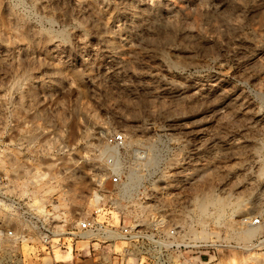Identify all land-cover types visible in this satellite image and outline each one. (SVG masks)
Returning a JSON list of instances; mask_svg holds the SVG:
<instances>
[{"label": "rangeland", "instance_id": "obj_1", "mask_svg": "<svg viewBox=\"0 0 264 264\" xmlns=\"http://www.w3.org/2000/svg\"><path fill=\"white\" fill-rule=\"evenodd\" d=\"M115 132L128 146L118 187L102 173ZM0 133V159L17 164L0 172L45 173L26 187L68 226L94 193L115 224L190 203L198 237L217 244L210 264H264L224 247L248 240L239 216H264V0H0ZM211 194L231 201L224 218L199 207ZM82 244L24 258L90 264Z\"/></svg>", "mask_w": 264, "mask_h": 264}, {"label": "built area", "instance_id": "obj_2", "mask_svg": "<svg viewBox=\"0 0 264 264\" xmlns=\"http://www.w3.org/2000/svg\"><path fill=\"white\" fill-rule=\"evenodd\" d=\"M2 138L0 133V145ZM103 140L107 146L116 148L118 159L127 150L124 132L106 135ZM18 160L19 163L25 161L24 155H19ZM112 161L113 157L106 154L102 173L118 187L121 175L119 170L112 168ZM34 182V177L0 172V264H27L24 258L27 252L33 254L34 249L42 247L50 252L58 246L64 251L78 241H87L86 251L78 249V255L90 258V264H209L211 258L216 260L217 244L198 237L190 203L179 206L173 217L157 211L142 223L122 220L115 224L112 202L100 195L98 208L68 226L65 215L55 218L53 207L41 203L35 193L28 191L26 186ZM152 198L150 195L145 200ZM232 228L234 234L248 230L251 237L247 241H232L233 245L228 242L224 247L241 249L250 254L252 260L258 261L260 255H264V216L241 215L232 223ZM63 239L71 242L66 243ZM117 241L124 242L119 249L115 247ZM204 247L206 250L202 251ZM193 254L197 255L191 256Z\"/></svg>", "mask_w": 264, "mask_h": 264}, {"label": "bare ground", "instance_id": "obj_3", "mask_svg": "<svg viewBox=\"0 0 264 264\" xmlns=\"http://www.w3.org/2000/svg\"><path fill=\"white\" fill-rule=\"evenodd\" d=\"M105 148V149H104ZM103 151H102V153L103 154H105V153H107V154H109V155H111L112 157H113V161H112V168L115 170V171H118V169L120 168V165H119V159H118V151L116 150V148H114V147H111V146H107V145H105V147H103ZM9 152H7V153H5L4 154V156L6 157V159H8V162H9V167H11L12 168V170L13 171H15V169H17V164L15 163V162H10V161H12V159H11V156H10V153L8 154ZM5 158H3V160H2V158L0 159V169H6L5 168V160H6ZM18 163V162H17ZM16 164V165H15ZM20 165V164H19ZM7 166V165H6ZM24 166V165H23ZM21 167V166H20ZM21 168H23V167H21ZM10 170V169H9ZM11 170V171H12ZM120 170V169H119ZM6 171V170H5ZM41 175H45V173H43V172H40L39 170H38V172L36 171V174L34 175V178H35V183H37V181H39V180H42V179H44V178H42V176ZM47 176H48V174H47ZM45 178H46V175L44 176ZM140 179V178H139ZM138 181V176L136 175V173L134 172V171H132L130 174H129V177H128V181L124 184V187H123V184H122V187H123V189H124V195L125 194H129L130 192V190L131 189H133V186L136 184V182ZM139 182V181H138ZM138 182H137V184H138ZM34 183V184H35ZM39 184V183H38ZM135 187V186H134ZM121 191H122V188H121ZM133 191V190H132ZM47 192V191H46ZM49 192V191H48ZM48 192L46 193V194H48ZM210 197V198H209ZM212 194H211V196H209L208 195V197L206 198L207 200H205V198H203V200L204 201H201V203H200V208H202V210H204V209H209V207L208 208H205L206 206H207V204H208V206L209 205H211V207H212V209L214 208L215 209V211H216V213H218V217H221L222 216V218H224L223 217V215L225 214V208L227 207V206H229V205H231L232 203H230L229 201H227L226 200V198H220V197H215L214 196V198L212 197ZM100 198H101V196L98 194V193H94V195H93V199H92V201H93V203H94V205H95V207L96 208H98L99 207V205H98V202H99V200H100ZM197 201H199L198 199H197ZM196 202V201H195ZM198 204H199V202H198ZM233 205H234V203H233ZM232 206V205H231ZM230 207V206H229ZM231 208V207H230ZM238 208V207H237ZM211 209V208H210ZM229 208L227 207V210H228ZM200 210V209H199ZM202 210H200V212L202 213ZM206 210V211H207ZM203 212H205V210L203 211ZM209 212V211H208ZM206 214H207V212H205ZM215 214V213H214ZM204 215V214H203ZM211 215V214H210ZM216 215V214H215ZM207 216V215H206ZM211 216H213L214 217V215H211ZM226 216V215H225ZM227 216H229L228 214H227ZM226 216V217H227ZM217 217V216H216ZM217 217V218H218ZM220 219V218H219ZM223 220V219H222ZM219 221V220H218ZM240 232H244L245 233V235H246V237L249 239L250 237H251V232L250 231H248V230H245V231H240ZM80 241H78V243H79ZM80 243H87V241H81ZM117 243H121V242H116V244ZM116 244H115V247H116ZM81 248H84V250L86 251V248H87V244L86 245H83L82 244V246H81ZM80 248V249H81ZM69 252V247L67 248V249H65L63 252ZM72 252H73V250H71L70 251V257H73V255H72ZM46 261H48V260H46ZM57 262H62V261H60V260H58V259H53L52 261H51V259H49V261L47 262V264H55V263H57ZM212 262V258H211V260H210V262H209V264Z\"/></svg>", "mask_w": 264, "mask_h": 264}, {"label": "crops", "instance_id": "obj_4", "mask_svg": "<svg viewBox=\"0 0 264 264\" xmlns=\"http://www.w3.org/2000/svg\"><path fill=\"white\" fill-rule=\"evenodd\" d=\"M73 255V254H72Z\"/></svg>", "mask_w": 264, "mask_h": 264}]
</instances>
